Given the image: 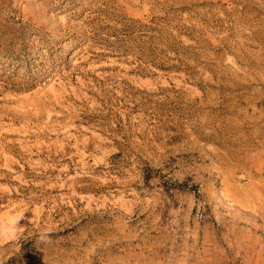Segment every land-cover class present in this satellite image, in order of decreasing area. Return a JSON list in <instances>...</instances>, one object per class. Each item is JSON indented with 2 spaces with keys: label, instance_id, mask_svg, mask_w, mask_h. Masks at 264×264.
I'll list each match as a JSON object with an SVG mask.
<instances>
[{
  "label": "rangeland",
  "instance_id": "1",
  "mask_svg": "<svg viewBox=\"0 0 264 264\" xmlns=\"http://www.w3.org/2000/svg\"><path fill=\"white\" fill-rule=\"evenodd\" d=\"M264 259V0H0V264Z\"/></svg>",
  "mask_w": 264,
  "mask_h": 264
},
{
  "label": "bare ground",
  "instance_id": "2",
  "mask_svg": "<svg viewBox=\"0 0 264 264\" xmlns=\"http://www.w3.org/2000/svg\"><path fill=\"white\" fill-rule=\"evenodd\" d=\"M252 264H264V259H249Z\"/></svg>",
  "mask_w": 264,
  "mask_h": 264
}]
</instances>
